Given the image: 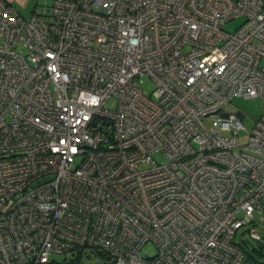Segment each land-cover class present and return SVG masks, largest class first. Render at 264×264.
Wrapping results in <instances>:
<instances>
[{
	"label": "built area",
	"instance_id": "1",
	"mask_svg": "<svg viewBox=\"0 0 264 264\" xmlns=\"http://www.w3.org/2000/svg\"><path fill=\"white\" fill-rule=\"evenodd\" d=\"M42 7L0 0V264H250L234 242L259 240L264 114L241 144L224 108L264 102V0Z\"/></svg>",
	"mask_w": 264,
	"mask_h": 264
},
{
	"label": "rangeland",
	"instance_id": "2",
	"mask_svg": "<svg viewBox=\"0 0 264 264\" xmlns=\"http://www.w3.org/2000/svg\"><path fill=\"white\" fill-rule=\"evenodd\" d=\"M44 2L45 0L33 1L30 9H35L41 12L43 10L42 5H44ZM33 5L34 7L32 8ZM241 22L242 19H235L233 21H230L226 23L225 30L229 33H233L241 24ZM141 88L143 89L144 94L148 96L153 90V84L151 81L146 80L143 82V84H141ZM236 111H240L244 115V118L241 120V124L243 125L246 132L241 131L239 133V141L241 144H245L248 139V132L251 131L255 122L260 118V116L264 114V102H262L258 98H234L231 103H229L224 108V112L234 113ZM153 159L159 163L162 160V157L158 154L154 155ZM262 203H264V200H262ZM254 228L257 234L260 236V242H255L250 238L247 233V227H243L237 232L235 241L244 243L246 248L252 253L254 257H256L259 261H264V258L259 257L256 252L252 251L254 247H257L259 245L262 248V252H264V213L255 214ZM153 251L154 250L150 248L149 245H147L144 249L141 250V254L149 256L153 253ZM43 259L56 263L68 264H70L72 261L76 262L77 264H104L103 260L89 248H84L80 253H77L75 251L59 255L48 254L44 255Z\"/></svg>",
	"mask_w": 264,
	"mask_h": 264
},
{
	"label": "trees",
	"instance_id": "3",
	"mask_svg": "<svg viewBox=\"0 0 264 264\" xmlns=\"http://www.w3.org/2000/svg\"><path fill=\"white\" fill-rule=\"evenodd\" d=\"M261 213H264V212H261ZM261 213H257V214H261ZM255 214H254V219L250 223L251 225L250 227H253V228L255 226ZM252 240L255 242H260V236H259V240H254V239ZM234 243L239 248L241 254L243 255V259L245 262L250 263V264H264V261H259L256 257L252 255V253L246 248L244 243H239L236 241ZM252 251L256 252L259 255V257L264 258V252H262V248L259 245L257 247H254Z\"/></svg>",
	"mask_w": 264,
	"mask_h": 264
},
{
	"label": "crops",
	"instance_id": "4",
	"mask_svg": "<svg viewBox=\"0 0 264 264\" xmlns=\"http://www.w3.org/2000/svg\"><path fill=\"white\" fill-rule=\"evenodd\" d=\"M7 1L15 4L17 9L21 12V14H24V16H30L34 12H39L35 9H30L32 2L35 0H7ZM33 7H34V5L32 6V8ZM27 9L29 10V12ZM26 12H28V13H26Z\"/></svg>",
	"mask_w": 264,
	"mask_h": 264
}]
</instances>
